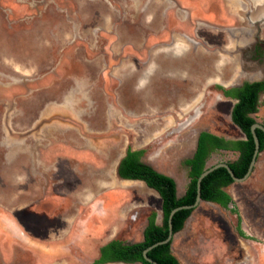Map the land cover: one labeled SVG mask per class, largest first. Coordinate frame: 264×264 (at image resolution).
Listing matches in <instances>:
<instances>
[{"label":"rangeland","instance_id":"1","mask_svg":"<svg viewBox=\"0 0 264 264\" xmlns=\"http://www.w3.org/2000/svg\"><path fill=\"white\" fill-rule=\"evenodd\" d=\"M256 40L264 42V0H0V241L16 243L13 261L0 244V264H36L19 238L45 239L52 226L71 224L64 218L76 207L65 208L78 194L99 196L82 208L77 235L93 214V225L121 222L125 241L143 239L152 212L162 224L159 194L117 177L121 154L142 148L182 196L184 160L199 132L245 137L231 119L235 101L215 87L264 78V57L239 51ZM200 103L198 119L180 129ZM254 117L264 124V94ZM237 157L217 151L208 167ZM59 187L66 206L52 198ZM225 190L238 214L201 201L172 240L181 264H264V151L250 177ZM59 246L64 252L52 264H87L73 243Z\"/></svg>","mask_w":264,"mask_h":264},{"label":"trees","instance_id":"2","mask_svg":"<svg viewBox=\"0 0 264 264\" xmlns=\"http://www.w3.org/2000/svg\"><path fill=\"white\" fill-rule=\"evenodd\" d=\"M225 95L236 100L232 109V121L244 134L243 139H226L209 131H202L198 137L194 156L185 161L188 167L189 183L182 196L178 195L175 179L155 169L141 160L144 150L133 151L128 148L126 156L118 167V176L127 180H140L146 186L156 191L161 198L163 223L156 222L157 213L153 212L140 242H125L113 240L101 247L100 257L94 264H107L115 262L152 264L145 260L143 252L148 247L165 240L169 234L168 219L173 209L192 205L197 197V182L199 176L208 168V160L212 153L217 151H233L238 153L236 160L228 162L234 174L243 178L249 169L255 151V141L252 135V126L257 123L254 115L260 106V98L264 93V81L246 82L240 88L225 90ZM260 142V151H264V132L257 129ZM234 183L226 168H218L202 181L203 201L218 204L224 209H230L238 214L232 196L225 190ZM233 205V208L230 206ZM193 209L178 211L173 217L174 233L183 230L186 221ZM241 217L239 216V225ZM241 236L244 232L239 231ZM148 256L159 264H181L172 251V242L159 245L148 252Z\"/></svg>","mask_w":264,"mask_h":264},{"label":"crops","instance_id":"3","mask_svg":"<svg viewBox=\"0 0 264 264\" xmlns=\"http://www.w3.org/2000/svg\"><path fill=\"white\" fill-rule=\"evenodd\" d=\"M260 8H257V11L260 12ZM182 48L181 43H177L174 45L173 50H179ZM151 72V68L149 67L148 69L145 70V72L142 74L139 82H144L147 81L148 76L150 75ZM144 77L145 80H144ZM234 78L236 76H233ZM49 152H52V150H50ZM81 152H77V154L79 155ZM126 152H123L120 159L117 162L116 165V171H117V166L120 162V160L125 156ZM123 182H128V183H136V181H130V180H122ZM138 183H141L139 181H137ZM121 190H123V188H120ZM65 188H58L55 193H51L52 198L56 201H62L63 202V206L67 205V195L68 193L65 192ZM49 188L46 189L45 192V199L50 195H49ZM70 192V191H69ZM99 196V194H96L92 199H87L82 196V198H80V195L78 194V198H75L77 200V202H72L70 206L66 207L65 210H70V208H74L76 207L77 213L75 215V217H72L71 219H69V217H65V221L68 222H72L71 224H67V225H56V226H52L54 227V229L52 228L51 233L48 234V236L45 239H39V237L36 236V238H31L28 234H24V238H19L20 240L19 242V247L21 249V251L27 256H31L32 258L34 257V260L36 261V264H52L55 259H57V257L59 256V253H63L64 252V248H60L59 244L60 243H73L74 247H78L77 249L78 254H82V256L87 260L86 263L87 264H94V261L99 257V250L100 247L103 246L105 243L111 241L112 239H115L118 237V235L121 233L122 231V223L117 222L118 220H115L110 223L109 225L105 226V227H101L99 222H96V224L93 225L94 223V217H96L95 215L97 214H93L90 215L88 220L83 224L82 226V231H78V235L75 233V227H76V222L78 217L80 216L81 210L82 208L85 209L87 207L91 208L92 203L95 201V199ZM74 198V196H73ZM42 200V201H45ZM105 199V198H104ZM106 201H107V197L106 199L103 201V205H101V207L98 209H95V212L97 213L99 210H101V212L103 211V209L106 208ZM113 206L112 204H110V207ZM27 207V206H26ZM30 212H36L39 216L43 215L44 217H49V218H58L59 215L58 214H50L49 211L47 209L43 210V211H39L37 210L35 207L32 208L31 206L28 208ZM61 210L57 209L55 211V213L57 211ZM99 217V215L97 216ZM117 217V216H116ZM96 231H99L98 233H96ZM80 233H82L81 238H80ZM85 238V242H82L81 244H85L84 246H77V244L79 242H81L80 239H84ZM17 242V243H18ZM0 244L3 245V250L5 252V254H9L10 255V260H14V253L16 252V243L12 242L10 239H8L7 237L3 238V242L0 241ZM44 248L46 250H44ZM68 248V246H67ZM70 253L73 254V248H69ZM68 250V249H67ZM39 253V254H38ZM13 254V255H12ZM12 260V261H13Z\"/></svg>","mask_w":264,"mask_h":264},{"label":"water","instance_id":"4","mask_svg":"<svg viewBox=\"0 0 264 264\" xmlns=\"http://www.w3.org/2000/svg\"><path fill=\"white\" fill-rule=\"evenodd\" d=\"M201 107L198 108L195 111V113L193 115H191L186 120V122H184L181 125L180 129L185 128L187 125H189L191 122H193L201 114ZM257 129H260V130H262L264 132V126L259 124V123H255L252 126L251 130H252V135H253V138H254V141H255V151H254V155H253L252 161L250 163V166H249L247 174L243 178L237 177L234 174L232 168L230 167V165L228 163H218V164H215L213 166L208 167L198 178V182H197V197H196L195 203L192 204V205L180 206V207H177V208L172 210V212L170 213L169 219H168L169 234H168L167 238L165 240H163L161 242H158V243H156V244H154V245H152V246H150V247H148L147 249L144 250L143 256H144L146 261H148V262H150L152 264H159V263H157L156 261H154L153 259H151L148 256V252L151 251L153 248L159 246V245H164V244L172 242L174 234H175L174 233V228H173V217H174V215L178 211H181V210H191V209L194 210L199 205V203L201 201H203L201 186H202V181L204 180L205 177H207L214 170H216L218 168H221V167L226 168L228 170V172L230 173V175L233 178L234 182H242V181H245L247 178L250 177V175L253 172L254 167H255V165L257 163L258 156L260 154V142H259V138H258L257 131H256Z\"/></svg>","mask_w":264,"mask_h":264},{"label":"flooded vegetation","instance_id":"5","mask_svg":"<svg viewBox=\"0 0 264 264\" xmlns=\"http://www.w3.org/2000/svg\"><path fill=\"white\" fill-rule=\"evenodd\" d=\"M259 39V38H258ZM264 41V40H263ZM264 42H261V44L259 43V41L258 40H256V43H254V44H252V46H250L249 44H245L243 47H241V46H239V51L241 52V51H243V57H244V55L245 56H247L248 58L250 57H253V58H256V60H254V61H258V62H260L262 59H263V57H264ZM240 48H241V50H240ZM246 51H248V53H246ZM244 52H245V54H244ZM249 58V59H250ZM256 66H254L253 68H255ZM239 78H241V76H239ZM257 81H264V78L263 79H261V80H255V81H244V82H242L241 84H239V85H235V86H231V87H227V86H223V85H216V89L218 90V91H220L221 92V94L223 95V97L225 98V99H228V101L231 103V105H232V101H235V103H236V100L235 99H233V98H231V97H227L226 95H225V93H224V91L225 90H231V89H236V88H240V87H242L243 85H244V83H246V82H257ZM264 94V93H263ZM262 94V95H263ZM234 103V104H235ZM234 104H233V106H232V109H233V107H234ZM201 103L199 104V106H197L195 109H194V111H193V113H195V111L198 109V108H200L201 107ZM201 108H203V107H201ZM231 114H232V112H231ZM201 115V114H200ZM199 115V116H200ZM198 116V117H199ZM198 117L196 118V119H198ZM196 119L193 121V122H191L189 125H191L192 123H194L195 121H196ZM231 119H232V117H231ZM258 123V122H257ZM260 124V123H259ZM189 125H187L186 127H188ZM261 125H263L264 126V124H261ZM238 127V126H237ZM240 129V128H239ZM252 129V128H251ZM204 131H206V130H204ZM202 132V131H201ZM201 132H199V134H198V136H197V141H196V145H195V149H194V151H193V153H192V155L190 156V157H188V158H186L185 160H184V164H185V161L187 160V159H191L193 156H194V154H195V152H196V148H197V143H198V137H199V135H200V133ZM222 137V136H221ZM225 138V137H224ZM227 139V138H226ZM232 140H237V139H232ZM128 148H131V147H128ZM128 148L125 150V152L127 153V150H128ZM133 151H139V150H143L142 148H137V149H133V148H131ZM191 149H189V151H190ZM189 151H187V152H189ZM222 151H226V150H222ZM126 153H125V156H126ZM215 153V152H214ZM214 153H212V154H214ZM260 153H261V151H260ZM122 155V154H121ZM124 156V157H125ZM212 156V155H211ZM121 157V156H120ZM123 157V158H124ZM122 158V159H123ZM211 158V157H210ZM120 159V158H119ZM122 159L120 160V162L122 161ZM141 160L143 161V162H146L147 164H150L151 166H153L149 161H146L145 160V153H144V155L142 156V158H141ZM209 161V160H208ZM120 162H119V164H120ZM222 163H228V162H222ZM119 164H118V166H117V171H116V174H117V177L120 179V180H127V179H122V178H120L119 176H118V167H119ZM186 166V165H185ZM187 167V166H186ZM188 168V167H187ZM170 176V175H169ZM172 177V176H171ZM130 181H139V182H141V183H143V185H145L146 186V184L143 182V181H140V180H130ZM176 181V180H175ZM62 183V182H61ZM177 183V182H176ZM64 187V186H63ZM147 187V186H146ZM60 188V187H59ZM177 189H178V186H177ZM161 199V198H160ZM161 210H162V208H161ZM153 213V212H152ZM151 213V214H152ZM151 214H150V216H151ZM149 216V217H150ZM36 217H38V216H36ZM149 217H148V219H147V224H146V226H145V228H144V231H145V229H146V227H147V225H148V220H149ZM136 218H137V214H133L132 216H131V220H136ZM156 222L158 223V221H157V219H156ZM159 224V223H158ZM144 231H143V234H144ZM121 234H119L118 235V237L120 236ZM175 235V234H174ZM115 238V239H112L111 241H113V240H120L119 238ZM174 238V237H173ZM143 240V239H142ZM142 240H140V241H142ZM111 241H109V242H111ZM121 241H125V240H121ZM140 241H134V242H140ZM109 242H107V243H105L103 246H105L106 244H108ZM125 242H130V243H134V242H132V241H125ZM103 246H101V247H103ZM101 247H100V249H101ZM99 257H100V250H99ZM98 257V258H99ZM97 258V259H98ZM107 264H130V263H124V262H115V263H107ZM132 264H139V262H137V263H132ZM140 264H142V263H140Z\"/></svg>","mask_w":264,"mask_h":264},{"label":"bare ground","instance_id":"6","mask_svg":"<svg viewBox=\"0 0 264 264\" xmlns=\"http://www.w3.org/2000/svg\"><path fill=\"white\" fill-rule=\"evenodd\" d=\"M223 20V19H222Z\"/></svg>","mask_w":264,"mask_h":264}]
</instances>
